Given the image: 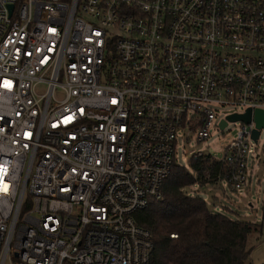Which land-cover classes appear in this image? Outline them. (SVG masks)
I'll use <instances>...</instances> for the list:
<instances>
[{
  "label": "built area",
  "instance_id": "built-area-1",
  "mask_svg": "<svg viewBox=\"0 0 264 264\" xmlns=\"http://www.w3.org/2000/svg\"><path fill=\"white\" fill-rule=\"evenodd\" d=\"M258 110L264 0H0V264H149L134 214L179 141L238 125L222 159L182 157L241 190Z\"/></svg>",
  "mask_w": 264,
  "mask_h": 264
},
{
  "label": "trees",
  "instance_id": "trees-1",
  "mask_svg": "<svg viewBox=\"0 0 264 264\" xmlns=\"http://www.w3.org/2000/svg\"><path fill=\"white\" fill-rule=\"evenodd\" d=\"M221 168L209 155L191 158L189 168L173 162L161 187L162 199L134 214L137 225L152 234L149 264H252L248 239L261 234L263 227L216 213L203 198L188 192L195 184L214 185Z\"/></svg>",
  "mask_w": 264,
  "mask_h": 264
},
{
  "label": "rangeland",
  "instance_id": "rangeland-1",
  "mask_svg": "<svg viewBox=\"0 0 264 264\" xmlns=\"http://www.w3.org/2000/svg\"><path fill=\"white\" fill-rule=\"evenodd\" d=\"M239 127L231 123L224 133L220 129L210 131V137L202 142L196 138L191 141H179L176 156L179 162L190 167V159L182 157L183 154L191 156L194 152H204L216 159H222L225 149L236 139ZM190 144L192 146L190 147ZM260 159V164L251 163L252 158ZM247 173L248 184L241 190H231L230 187L217 185L199 186L195 184L188 189L189 194L203 198L211 209L230 219L247 220L263 227L262 233H254L248 239V247L252 250V264H264V129L254 154L248 155Z\"/></svg>",
  "mask_w": 264,
  "mask_h": 264
},
{
  "label": "water",
  "instance_id": "water-1",
  "mask_svg": "<svg viewBox=\"0 0 264 264\" xmlns=\"http://www.w3.org/2000/svg\"><path fill=\"white\" fill-rule=\"evenodd\" d=\"M9 10L12 9V6H9L8 7ZM255 116H256V122H257V126L259 129H262L264 128V111H261V110H258L255 112ZM230 121H238V120H241L245 123H249L250 120H251V111L248 110L247 113L245 115H233V116H230L228 118ZM226 126V122H222L221 123V128H225ZM259 137V132L256 131L254 132V139H257Z\"/></svg>",
  "mask_w": 264,
  "mask_h": 264
}]
</instances>
